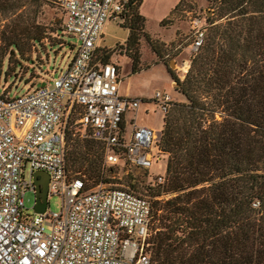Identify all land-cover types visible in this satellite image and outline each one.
<instances>
[{
  "label": "trees",
  "instance_id": "obj_1",
  "mask_svg": "<svg viewBox=\"0 0 264 264\" xmlns=\"http://www.w3.org/2000/svg\"><path fill=\"white\" fill-rule=\"evenodd\" d=\"M48 1L0 0V71L7 65V78L35 60L44 40L47 48L64 46L62 28L56 41L47 40L40 16ZM208 1L216 9L203 19L205 42L183 80L169 72L186 101L173 102L158 138L168 160L157 177L164 180L146 195L153 213L150 264H264V0ZM122 3L117 20L128 30L125 49L136 73L142 36L163 53L145 32L143 0ZM113 50L99 46L96 59L111 62ZM75 133H67L70 173L83 176L87 189L114 185L104 176V145ZM116 153L117 166L128 165L125 152ZM135 182L126 189L144 195Z\"/></svg>",
  "mask_w": 264,
  "mask_h": 264
},
{
  "label": "built area",
  "instance_id": "obj_2",
  "mask_svg": "<svg viewBox=\"0 0 264 264\" xmlns=\"http://www.w3.org/2000/svg\"><path fill=\"white\" fill-rule=\"evenodd\" d=\"M122 1L55 0L64 14L63 32L79 44L72 45L76 53L51 83L11 96L12 85L3 83L0 71V264L151 262L149 198L111 184L87 189L83 176L70 173L66 159L67 133L75 128L80 138L104 145V168L120 164L117 150L136 168L148 170L161 159L160 133L136 123L145 100L121 95L119 65L96 59L105 26L117 20ZM190 24L194 55L207 32L199 15H191ZM151 101L165 114L174 102L165 91H157ZM130 112L132 131L126 138ZM38 171L50 174L47 200L60 197L59 212L48 206L41 213L26 212L24 195H37Z\"/></svg>",
  "mask_w": 264,
  "mask_h": 264
},
{
  "label": "rangeland",
  "instance_id": "obj_3",
  "mask_svg": "<svg viewBox=\"0 0 264 264\" xmlns=\"http://www.w3.org/2000/svg\"><path fill=\"white\" fill-rule=\"evenodd\" d=\"M179 0H143L140 12L146 18L145 32L161 47L162 56L152 51L146 38L142 36L140 40V72H133L132 60L127 56L125 40L128 37V30L121 27L119 20H111L106 24L103 39L100 46L113 49L110 61L119 65L121 72V94L145 99L140 104L138 125H147L155 132L160 133L163 127L164 111L151 101L157 91H165L170 94L174 102H185L186 98L181 92L176 90L177 81H174L170 70L175 71V75L182 80L188 72L193 56L189 50L191 41L190 16L199 15L206 19L212 17L216 9L215 4L208 0H185L179 7L173 10ZM173 10V11H172ZM41 23L49 31L47 40L54 42V34L62 28L64 14L57 7L54 0H49L42 6ZM65 42L63 47L54 44L47 48L46 41L39 46L33 57V62L22 63L11 76L6 77L7 65L3 68V83L13 84L10 95L24 94L30 88L42 85L44 82H52L53 78H58L67 69L68 63L72 60L75 49L71 45H78L77 37L63 35ZM177 46H181L176 49ZM48 51V52H47ZM48 53V54H47ZM12 66L16 65L14 63ZM183 66V67H182ZM185 69L187 71L185 72ZM28 82V83H27ZM2 83V84H3ZM32 83L34 85H32ZM133 112L129 113L126 130V138L131 135ZM75 128V127H74ZM76 129V128H75ZM168 157L154 161L153 166L148 169L132 167L128 165H110L105 167L104 176L116 187L129 188L130 182L135 179V183L140 193L149 196V186L155 185L159 181V175L166 172ZM166 176V175H165ZM26 177H30L29 167L26 170ZM35 193L28 191L24 195V203L28 213L35 211ZM62 201L58 196L50 197L48 208L52 212L61 210Z\"/></svg>",
  "mask_w": 264,
  "mask_h": 264
},
{
  "label": "water",
  "instance_id": "obj_4",
  "mask_svg": "<svg viewBox=\"0 0 264 264\" xmlns=\"http://www.w3.org/2000/svg\"><path fill=\"white\" fill-rule=\"evenodd\" d=\"M45 84L46 82H44L42 85H45ZM176 86L179 87L180 84H176ZM34 176H35L34 180L36 182V187H37V195H36L37 205L35 207V212L41 213L45 211L48 206L47 187H48L49 180H50V174L45 171H38V172H35Z\"/></svg>",
  "mask_w": 264,
  "mask_h": 264
},
{
  "label": "crops",
  "instance_id": "obj_5",
  "mask_svg": "<svg viewBox=\"0 0 264 264\" xmlns=\"http://www.w3.org/2000/svg\"><path fill=\"white\" fill-rule=\"evenodd\" d=\"M179 2H180V0L178 1V3H179ZM178 3H177V4H178ZM64 19H65V18H64ZM103 36H104V33H103ZM120 71H121V70H120ZM120 71H119V72H120ZM119 76H120V87H121V81H122V80H121V72L119 73ZM120 87H119V91H120ZM120 93H121V91H120ZM121 95H123V94H121ZM124 96H130V95H128V94H124ZM132 97H134V96H132ZM134 98H138V97H134ZM144 100H145V99H144Z\"/></svg>",
  "mask_w": 264,
  "mask_h": 264
},
{
  "label": "flooded vegetation",
  "instance_id": "obj_6",
  "mask_svg": "<svg viewBox=\"0 0 264 264\" xmlns=\"http://www.w3.org/2000/svg\"><path fill=\"white\" fill-rule=\"evenodd\" d=\"M48 187H49V185H48ZM48 187H47V191H48Z\"/></svg>",
  "mask_w": 264,
  "mask_h": 264
},
{
  "label": "bare ground",
  "instance_id": "obj_7",
  "mask_svg": "<svg viewBox=\"0 0 264 264\" xmlns=\"http://www.w3.org/2000/svg\"><path fill=\"white\" fill-rule=\"evenodd\" d=\"M183 67V66H182ZM186 70V69H185Z\"/></svg>",
  "mask_w": 264,
  "mask_h": 264
}]
</instances>
